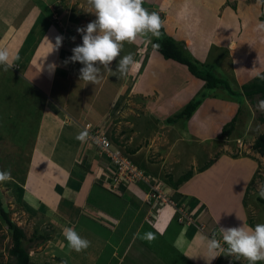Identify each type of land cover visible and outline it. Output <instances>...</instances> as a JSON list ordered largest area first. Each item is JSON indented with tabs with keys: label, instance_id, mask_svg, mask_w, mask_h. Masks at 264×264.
Instances as JSON below:
<instances>
[{
	"label": "rangeland",
	"instance_id": "rangeland-1",
	"mask_svg": "<svg viewBox=\"0 0 264 264\" xmlns=\"http://www.w3.org/2000/svg\"><path fill=\"white\" fill-rule=\"evenodd\" d=\"M161 1L163 0H144L145 4L142 7L146 9L149 7L146 4H149L153 8L150 13L156 12L159 15ZM51 2L54 3L53 0ZM63 2L65 3L63 6L70 9L73 15L79 14L80 19L84 17L88 20L96 19L95 16L88 17L83 10L88 7L87 0H63ZM166 2L169 6L165 9V17L169 21H166L168 24L164 33L177 42L182 47L184 55L199 68L205 70L207 67L212 75L224 78L233 90L239 89L241 84L249 82L255 76L264 77V28L260 27L264 25V0H167ZM173 24L177 28L173 29L174 31H172ZM185 41L189 43L184 44ZM145 44L148 50L149 43ZM148 55L150 56L144 61L143 69L135 84L133 87L129 86V91L120 100L119 105L123 108L114 115V118H119L123 124L125 123L121 133L125 135L126 142L121 144L128 150L140 147L137 153L128 155L134 165L145 168L143 163L146 159L152 164L150 167L156 170L152 177L165 203L159 205L158 200L147 201L149 193L145 186H140V182H133L126 183L123 192L122 186L118 187L121 193L115 192L119 198L122 197L124 205L118 206V202L113 200L106 202L108 204H105L104 210L118 218L121 217L118 215L124 207L136 212L142 206L146 212L151 208L158 212L161 208L167 207L166 202L170 201L181 210L188 208L187 205L191 200L199 202V208H203L207 218L211 216L216 218L219 226L223 228L239 227L242 226V222L249 227V224L252 226L264 224V209L257 202V198H261L258 192L264 187V153L259 155L251 148L254 139L264 134V111L258 108V102L264 99L254 96L251 100L243 98V101H240L236 95H227L221 85L214 89H206L204 83L192 77L184 66L163 60L150 48ZM36 60L37 63H34L35 66H32L29 72L16 71L15 66L9 68L7 72L0 68V170H10L11 174L14 172L16 175L23 173L21 167H25V164L27 166L30 159L37 132L38 109L41 104V98L33 91L29 92L25 82L20 80L26 82L30 79L45 80L50 70L46 62ZM10 70L17 74L11 73ZM18 75L22 76L21 79ZM52 80L50 81L53 84L52 89L55 90L56 82ZM61 84L68 86L65 82ZM69 86H72L69 91L73 89L75 93L78 92L76 86ZM86 86L92 87L86 96L93 97L94 105L99 110H104L113 96L110 86L104 84L96 95L92 90L96 84ZM192 100H199L200 104L188 119H180L172 124L165 122L167 117L177 114ZM238 108L233 129L229 134L222 133V126L230 121ZM63 134L64 131L62 138ZM68 135L71 133L69 132ZM112 135L113 131L107 136L114 138ZM61 137L54 146L56 149L54 156L57 159L46 163L47 170L50 167L54 168L56 164H63V158L58 153L62 145ZM50 144H53V141L50 140ZM46 148L48 149L47 143ZM96 151L99 152L98 149ZM98 156L99 154L95 160L91 158L88 165L90 164L94 173H98L100 183L103 179L102 187L113 190L106 183L107 179L105 180L112 170L108 175H103L100 168L102 163L98 161ZM162 159H165L163 160L165 164ZM160 162L165 165L164 170ZM205 163H210L209 167L203 172H198ZM168 164L172 166L169 168ZM43 166L44 162H41L40 167ZM105 169L102 171L104 172ZM188 170H191L192 177L177 189H173L175 192L179 188L182 190L176 192L181 194V197L177 198L178 195L172 192L170 187V190L164 188L163 185H166L164 176L169 174L175 179ZM48 177L50 178L49 175ZM145 180L147 181L148 178ZM3 201L6 205L8 201L13 202L6 197ZM12 205L10 207H13L15 213H12L10 208L6 213L8 219L24 233L23 243L29 256V264H41L45 261L50 264H61L57 260L62 258L65 259L64 264L65 262L117 264L112 258L109 260V255L103 254L101 250L104 238L97 235L101 232L98 228L105 231L102 224L96 223L97 229L94 226V229L86 227L85 230L84 227L75 225V231L82 238L90 241V246L76 252L69 249L67 242L61 252L58 248H60L59 243L64 242L59 238L63 228L58 231V235L51 233L53 227L49 222L41 219L35 221V217L28 219L27 214H22ZM171 219L173 220L171 223L176 225L174 217ZM129 221L130 215L127 209L118 226L126 227ZM2 222L0 219V264L7 261V249L10 246L9 232L5 230ZM39 224L41 229L38 228ZM42 226L48 230H43ZM176 227L180 226L176 225ZM213 229L206 227L202 233L210 238ZM55 230L57 231V225ZM153 230L155 227L152 229L145 225L139 237L146 232L155 233ZM190 231L192 233L197 230L191 228ZM35 233L54 235L49 238L50 240L26 242ZM214 234L216 238L221 239L220 233ZM201 239L206 249V240ZM138 246L147 252H141ZM100 255L101 258L97 259ZM70 256L73 262H70ZM151 258L157 260L159 264H186L182 259L179 260L170 254L164 242L157 240L151 241L150 246L140 242L134 244L122 264H155Z\"/></svg>",
	"mask_w": 264,
	"mask_h": 264
},
{
	"label": "crops",
	"instance_id": "crops-1",
	"mask_svg": "<svg viewBox=\"0 0 264 264\" xmlns=\"http://www.w3.org/2000/svg\"><path fill=\"white\" fill-rule=\"evenodd\" d=\"M51 1L0 0V49H6L9 52L11 67H17L16 71L18 70L21 73L29 72L31 67L37 63L36 59H38L46 62L50 69L45 80L30 79L29 82L20 80V82H25L26 88L30 90L29 92L33 91L41 98V104L38 109L37 132L34 136V143L27 164L29 167L25 164L24 174L21 176L23 177L22 181H20L21 177L17 179L11 174L13 178L11 181L0 183L2 208L7 212L8 208L13 209L10 206L14 204L12 206H16L22 214H27L28 219L35 217V221L41 219L49 222L53 227L51 233L56 235H58L60 229L65 227L75 230L76 225L80 228L84 227L85 230L86 227H93L94 229V226L97 229L96 223L102 224L105 231L98 228L101 232L97 235L104 238L101 250H103V254L109 255V260L112 258L117 264H122L131 247L137 242L150 246L148 240L139 237L142 227L145 225L152 229L155 227V230H153L155 232L153 233L154 240L164 242L167 245L166 250L175 258L182 259L186 264H248V261L243 258L239 261H230L223 253H218V257L211 260L208 254L207 240L205 239L207 235L202 232L204 228L208 227L214 228L211 231L213 234L215 232L219 233V221L212 216L207 218L203 208H199L200 204L197 201H189L187 205L189 211L185 207V211L190 214L194 223L183 225L175 221V224L180 226L179 228L171 223L173 222L171 218L175 217V212L169 205L161 208L158 212L152 208L146 212V209L141 206L139 211H136L137 213L129 207H124L118 216L122 217L128 209L130 221L129 225L120 228L118 224H120L121 217L116 218L114 214L104 210L105 204L108 203L97 201L99 190H95L94 193L93 190L96 187V182H100V180L98 179V173H94L88 163L91 158L95 160L98 154L94 145L86 142L82 143L76 139V136L83 131V126L88 125L92 128L91 130L101 131L106 136L113 131L112 136L117 139V142H126L125 135L121 133V128L125 123L123 124L119 118H114V115L123 108L119 105L120 100L129 91V86L133 87L141 74L144 61L148 60L150 56L148 55L149 48L146 50L145 47L148 37L138 38L131 44H124L121 56L131 53L135 60V64L131 66L126 76L119 77L118 73L114 75L110 72H104L100 82L92 89L94 95H96L102 90L104 84H108L113 91L109 105L104 110H99L94 105V98L86 96V93L92 87L88 88L87 83L79 79L82 65L78 62L72 63L69 59L72 56V49L82 44V37L77 33V28L85 27L94 20H88L87 17L80 19L79 14L73 15L70 9L63 6L65 5L63 0H57L58 2L53 0L54 3ZM166 1L163 0L159 3L161 8L159 16L161 20L165 19L164 23L162 22L163 30L168 24L166 21H169L165 17V9L169 6ZM144 4L145 2H143ZM146 5L149 6L146 9L150 12L153 8L149 4ZM83 10L88 17L94 16L88 13L87 6ZM173 29H177L174 24L172 31H174ZM58 36L63 39L61 46L55 49L54 46ZM73 37H75V40L72 39ZM185 43L189 42L185 41ZM66 61L68 62L65 63ZM117 64L118 60L112 62L110 66L112 71H116ZM10 72L14 73L12 70ZM21 77V75H18L19 79ZM51 80L56 82L55 90L52 89ZM63 82L67 83L68 86L65 87L61 84ZM69 85L76 86L78 92L75 93L73 89L69 91L72 87ZM69 132L72 136L68 135ZM60 137L62 138V145L58 153L63 158V164L57 162L59 164L47 170L46 163L57 159L54 156L56 150L54 146ZM106 138L113 147H117L113 144L111 138L108 136ZM50 140L53 141V144H50ZM139 150L140 147L135 153ZM129 155L131 156V154ZM103 158V156L102 158L98 156L99 160H97L102 163L100 168L104 175L109 172L110 166H107L108 163L104 162L106 160H103ZM41 162H44L43 167H40ZM35 163L37 164L35 165ZM161 164L162 162H160ZM164 164H162L163 170L165 169ZM143 165L145 168H142L141 171L144 170L147 176H152L156 171L150 167L152 164L148 163L146 159H144ZM171 166L168 164L169 168ZM90 169L91 172H89ZM102 169H105V171L103 172ZM101 185H104V183ZM163 186L166 187V185ZM166 190L170 189L166 187ZM177 191L182 190L179 188ZM172 192L176 193L175 190H172ZM92 193L93 195H91ZM133 194L135 193L133 192ZM176 194L178 195L177 198L181 197L180 193ZM90 195L93 196V200H90ZM5 197L13 202L8 201L6 205L3 201ZM110 201L113 200L110 199ZM12 213H15V210H12ZM56 225L57 231L55 230ZM38 228L41 229L40 224ZM191 228H195L197 231L190 233ZM42 229L45 228L42 226ZM53 235L45 234L43 236L50 240L49 238ZM59 238L65 242L59 243L61 249H58L63 252L64 248L62 249V247L67 243L63 232ZM201 238L206 240V249L203 247L204 243ZM138 249L141 252H147L141 247ZM69 258L70 262L74 261L71 256ZM100 258L101 255L97 256V259ZM64 260V258L58 259L57 262L64 264ZM153 260L155 259L151 258V261ZM45 262L50 264L48 261ZM67 263L65 262V264ZM257 264H264V261H259Z\"/></svg>",
	"mask_w": 264,
	"mask_h": 264
},
{
	"label": "clouds",
	"instance_id": "clouds-1",
	"mask_svg": "<svg viewBox=\"0 0 264 264\" xmlns=\"http://www.w3.org/2000/svg\"><path fill=\"white\" fill-rule=\"evenodd\" d=\"M143 2L144 0H87L88 13L93 14L96 19L85 27L77 28L82 44L72 49V56L69 58L72 63L78 62L82 65L80 81L98 84L104 72L114 75L118 73L119 77L126 76L135 60L131 53L121 56L124 44L134 43L138 38L148 37L149 34L153 37L160 36L162 20L156 12L150 13L142 7ZM260 27L264 28V25ZM62 39L59 36L56 38L55 49L61 46ZM72 39L75 40V37ZM117 60V69L112 71L110 66ZM10 67L9 52L0 49V68L7 72ZM258 108L264 111V100L258 102ZM88 138L87 130L76 136L82 143ZM12 179L10 170H0V183ZM258 194L264 199V187ZM219 233L221 239L216 238L215 234L210 238L205 237L211 260L218 257V253H223L234 259L230 260L228 257L230 261H239L241 258L247 260L248 264L264 261V224H256L254 227L243 224L232 228L220 227ZM63 235L70 250L80 252L90 246V241L82 238L73 228L65 227ZM141 239L151 242L155 236L145 233Z\"/></svg>",
	"mask_w": 264,
	"mask_h": 264
},
{
	"label": "trees",
	"instance_id": "trees-1",
	"mask_svg": "<svg viewBox=\"0 0 264 264\" xmlns=\"http://www.w3.org/2000/svg\"><path fill=\"white\" fill-rule=\"evenodd\" d=\"M160 33L161 34L159 37H153L149 34L147 40L149 43L150 50L157 52L161 56V58L165 61H171V62H174V63H177V64L184 66L186 68L187 72L192 77H194V78H196V79H198L204 83V87L206 89H209V90L214 89L218 85H221L224 88L227 95H229V96L236 95L237 97L240 98V101H243V98L251 100L254 96H258L259 98L264 99V77L255 76L249 82L241 84L239 89L233 90L229 87L227 81L224 80V78H218V77L212 75L207 70V67L205 70L202 68H199V66L195 62H193L189 58H187L183 53L182 47L178 43L173 41V39L171 37L167 36L164 33L163 27L160 29ZM199 104H200L199 100H192V101L188 102L184 106V108L182 110H180L177 114H175L172 117H167L165 119V122L167 124H172L175 121L180 120V119H188ZM241 104H242V102H241ZM238 111H239V108L236 111L235 115L230 119V121L222 126V128H221L222 133L229 134V132L233 129V124L235 122V118H236ZM111 140L113 141V144H115L117 146V148L121 151V153L123 155H125L130 160L131 163H133L128 155L134 154L138 149L134 148V149L128 150L126 147H124L123 144L117 142V139L111 138ZM251 148L255 153H257L259 155H263V153H264V134H260L254 139ZM104 159L107 161V163L110 166L109 160L105 157H104ZM209 165H210V163H205L203 166H201L198 169V172H203L204 170H206L209 167ZM21 168L23 170H25L24 167H21ZM137 168L140 171L142 170V168L140 166ZM142 173L145 175V171H143ZM23 174H24V171L20 175H16L14 172H12V176H14L17 179H19L21 176H23ZM108 174L109 173H107V175ZM148 177L153 179V177L150 175ZM191 177H192L191 170L186 171L185 173H183L182 175L178 176L175 179L172 178V176L169 174H166L164 176V178L166 180V187H168V188L170 187L172 190L177 189L181 184L187 182ZM106 178L107 177H105V180H106ZM22 180H23V177L20 178V181H22ZM102 182H104L103 179H102ZM102 182H101V184H103ZM102 186L103 185H100V182H98V183H96V187H94L93 193L95 190H99V194L96 193L99 196L97 201L107 202V201H110V199H111V200H114V202H118V206L121 204L124 205V201H122L123 200L122 197L119 198L118 195H116V193H115L118 191L120 192L119 188H116L115 190H111L109 188L107 190V189H104V187H102ZM120 186H122L121 191L123 192L124 188H125V184H121L118 187H120ZM140 186L144 187L143 184H141V183H140ZM145 189H146V187H145ZM92 197L93 196L90 195V200H93ZM257 202L259 204H261L263 209H264V199L257 198ZM186 209H188V211L190 210L189 208H186ZM175 216H176V214H175ZM176 218H177V216L174 217L175 221H176ZM0 219L3 221L2 223H3L5 230H7L9 232V238H10V246L7 249L8 259L4 264H29V256L27 254L26 248H25L24 243H23V241L25 239L24 233H23L21 228L14 225L8 219V214L2 208L1 200H0ZM249 225H250V227H254L251 224H249ZM33 240H36V241L46 240V236L39 235V234L35 233V235H33L32 238H28L26 240V242L31 243ZM165 247L167 249L166 244H165ZM153 262L155 264H159V262L157 260H153ZM41 264H48V263L43 262Z\"/></svg>",
	"mask_w": 264,
	"mask_h": 264
},
{
	"label": "built area",
	"instance_id": "built-area-1",
	"mask_svg": "<svg viewBox=\"0 0 264 264\" xmlns=\"http://www.w3.org/2000/svg\"><path fill=\"white\" fill-rule=\"evenodd\" d=\"M83 131L87 130L89 132V138L87 142L94 145L96 149H98L99 156H103L107 158L110 162V170L111 174L109 177L107 176L106 183L112 187L113 190L118 188L119 185L126 183H135L140 182L146 187L147 193H149V198L147 201H159V205H163L165 203L164 199L155 187L154 180L144 175L130 160L121 153V151L116 147H112L109 140L105 137L104 133L101 131L91 130L88 125L83 126ZM109 170V171H110ZM145 178H148L146 181ZM153 184V185H150ZM163 202V203H162ZM169 206H171L176 213V221L178 224L190 225L192 224V219L190 214H188L184 208L177 209L174 202H166ZM179 207V206H177ZM182 207V206H181ZM213 236V234H212ZM220 240V239H218ZM221 243L223 241L221 240ZM230 260H234L231 256H228Z\"/></svg>",
	"mask_w": 264,
	"mask_h": 264
}]
</instances>
